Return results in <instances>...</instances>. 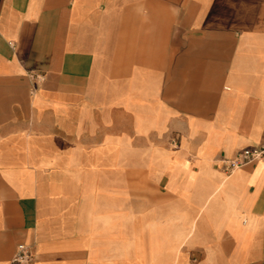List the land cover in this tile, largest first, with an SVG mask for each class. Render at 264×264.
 <instances>
[{
	"label": "crops",
	"instance_id": "0c3cea01",
	"mask_svg": "<svg viewBox=\"0 0 264 264\" xmlns=\"http://www.w3.org/2000/svg\"><path fill=\"white\" fill-rule=\"evenodd\" d=\"M264 0H0V264H264Z\"/></svg>",
	"mask_w": 264,
	"mask_h": 264
},
{
	"label": "built area",
	"instance_id": "2783aa9c",
	"mask_svg": "<svg viewBox=\"0 0 264 264\" xmlns=\"http://www.w3.org/2000/svg\"><path fill=\"white\" fill-rule=\"evenodd\" d=\"M254 162H264V145L244 148L238 151L231 159L224 161V171L230 175L248 164ZM34 254L27 244L18 245L11 264H33Z\"/></svg>",
	"mask_w": 264,
	"mask_h": 264
}]
</instances>
